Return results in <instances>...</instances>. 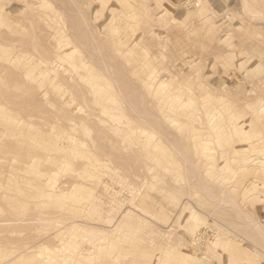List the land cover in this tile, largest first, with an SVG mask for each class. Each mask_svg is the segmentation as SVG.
Here are the masks:
<instances>
[{
  "label": "rangeland",
  "instance_id": "obj_1",
  "mask_svg": "<svg viewBox=\"0 0 264 264\" xmlns=\"http://www.w3.org/2000/svg\"><path fill=\"white\" fill-rule=\"evenodd\" d=\"M242 2L0 0V264H264Z\"/></svg>",
  "mask_w": 264,
  "mask_h": 264
},
{
  "label": "bare ground",
  "instance_id": "obj_2",
  "mask_svg": "<svg viewBox=\"0 0 264 264\" xmlns=\"http://www.w3.org/2000/svg\"><path fill=\"white\" fill-rule=\"evenodd\" d=\"M243 2V4H242V6H243V9L244 10H246L247 12H248V15H250L251 14V16L253 15L254 16V19H255V17H256V20H259V19H262V17L264 16V13H262L260 10H257L256 8H254L252 5H254V4H256V0H255V3L254 4H252L251 5V1L252 0H242ZM253 3V2H252ZM258 4V3H257ZM256 7V6H255ZM243 11V10H242ZM162 12V11H161ZM250 13V14H249ZM261 15H262V17H261ZM2 16V15H1ZM250 16V17H251ZM259 16L261 17V18H259ZM253 18V17H252ZM257 18H259V19H257ZM264 19V18H263ZM97 27V26H96ZM132 38V37H131ZM119 51V50H118ZM158 77V76H157ZM155 79H156V77H155ZM155 79H152V80H154L155 81ZM157 80V79H156ZM161 80V79H160ZM159 80V81H160ZM158 85V84H157ZM159 85H161V83H159ZM165 97V96H164ZM161 98H163V97H161ZM167 115H169L168 113H167ZM29 180V179H28ZM21 190V189H20ZM19 190V191H20ZM21 192V191H20ZM42 204V203H41ZM39 207V206H38ZM111 215H114V214H111ZM111 218V217H110ZM113 219V218H112ZM116 219V218H115ZM79 221H80V219H78ZM78 220H75V221H78ZM83 222V221H82ZM112 221H110V223H111ZM79 224H80V222H78ZM97 223V222H96ZM99 223V222H98ZM101 223V222H100ZM99 223V224H100ZM120 223H124L122 220L120 221ZM103 224V223H102ZM68 225V224H67ZM81 225V224H80ZM85 225V224H84ZM88 225H91V224H88ZM118 225V224H117ZM257 225V224H256ZM83 226V225H82ZM103 227H105V226H103ZM99 228H100V225H99ZM60 229H61V227H60ZM59 230V229H58ZM54 232V231H53ZM56 232V231H55ZM51 234H53L54 235V233H51ZM56 234H57V232H56ZM47 235V234H46ZM47 238H50L49 236H47ZM52 239V238H51ZM197 239V238H196ZM53 240V239H52ZM52 240H50V241H52ZM65 240V239H64ZM202 240V239H201ZM54 241V240H53ZM209 242V241H208ZM42 242H39V244H41ZM56 243V242H55ZM54 243V244H55ZM209 243H211V242H209ZM43 244V243H42ZM102 244V243H101ZM192 246H196L197 247V242H193L192 241V243H190ZM200 244V243H199ZM44 245V244H43ZM38 246V245H37ZM47 247V246H46ZM67 247V246H66ZM100 247V246H99ZM44 248H45V246H44ZM91 250H90V248H88L87 250H86V252H90ZM84 252V251H83ZM82 252V255L84 254ZM61 254V253H60ZM78 254V253H77ZM81 254V253H80ZM66 255V254H65ZM32 257V256H31ZM30 257V258H31ZM64 257V256H63ZM77 257V256H76ZM69 259V258H68ZM77 259V258H76ZM70 260V259H69ZM73 260V259H72ZM75 260V259H74ZM60 262V261H59ZM69 263V262H68Z\"/></svg>",
  "mask_w": 264,
  "mask_h": 264
}]
</instances>
